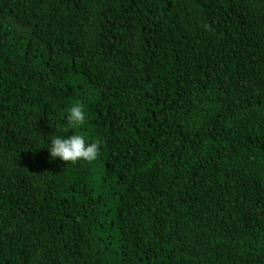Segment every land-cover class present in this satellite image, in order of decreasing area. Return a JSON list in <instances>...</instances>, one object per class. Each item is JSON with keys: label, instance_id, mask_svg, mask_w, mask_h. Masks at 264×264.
Here are the masks:
<instances>
[{"label": "trees", "instance_id": "16d2710c", "mask_svg": "<svg viewBox=\"0 0 264 264\" xmlns=\"http://www.w3.org/2000/svg\"><path fill=\"white\" fill-rule=\"evenodd\" d=\"M0 264H264V0H0Z\"/></svg>", "mask_w": 264, "mask_h": 264}, {"label": "clouds", "instance_id": "9594fccd", "mask_svg": "<svg viewBox=\"0 0 264 264\" xmlns=\"http://www.w3.org/2000/svg\"><path fill=\"white\" fill-rule=\"evenodd\" d=\"M68 124L73 127L83 126L86 122L85 106L75 102L68 110ZM99 141L86 142L85 136L73 134L67 138L53 136L48 147L52 159L59 158L65 163L75 164L79 161L92 162L99 156Z\"/></svg>", "mask_w": 264, "mask_h": 264}]
</instances>
